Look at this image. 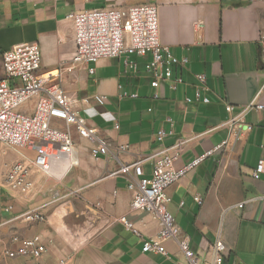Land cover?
Returning a JSON list of instances; mask_svg holds the SVG:
<instances>
[{
    "label": "crops",
    "instance_id": "0c3cea01",
    "mask_svg": "<svg viewBox=\"0 0 264 264\" xmlns=\"http://www.w3.org/2000/svg\"><path fill=\"white\" fill-rule=\"evenodd\" d=\"M141 4L158 6L161 42L176 57L189 59L185 67L174 69L186 84L177 90L165 87L159 99H154L145 71L149 56H132L138 73L127 69L126 54L96 65L73 62L76 44L69 13ZM263 36L264 0H0V66L4 52L38 44L43 73H59V84L71 97L89 98L91 106L113 113L118 122L116 127L101 116L93 119L112 146L109 155H93L92 143L74 131L75 163L60 177L35 174L31 194L0 189V264H60L64 258L68 264H185L173 240L165 243L168 256L143 252L144 240L158 234L159 222L131 209L128 179L114 172L178 141L183 142L176 163L181 167L225 140L227 104L239 112L257 95L264 102ZM90 67H95L94 74ZM198 73L207 76L209 104L186 102L194 96ZM123 92H138L139 97L120 98ZM34 102L26 110L32 111ZM169 116L175 133L159 142L157 132L171 128ZM246 122L252 131L237 141L230 137L223 152L207 157L167 189L169 209L202 261L212 258L214 241L221 238L227 246L224 264H264V176H252L264 156V115L251 111ZM55 124L64 126L61 120ZM122 144L129 146L127 151L117 153ZM153 162L143 163L146 177L152 175ZM197 195L203 204L195 201ZM32 209H39L46 220L21 217ZM121 216L139 234L128 230ZM15 237L34 239L47 250L40 258H9L6 250L20 246Z\"/></svg>",
    "mask_w": 264,
    "mask_h": 264
},
{
    "label": "built area",
    "instance_id": "2783aa9c",
    "mask_svg": "<svg viewBox=\"0 0 264 264\" xmlns=\"http://www.w3.org/2000/svg\"><path fill=\"white\" fill-rule=\"evenodd\" d=\"M89 1V0H88ZM74 28L76 50L73 57L75 64H98L106 58L127 55L125 65L133 73L139 72V63L134 57L149 56L145 71L151 76V86L155 89L154 99H159L165 87L177 90L185 85L182 75H175L176 67H185L187 56L176 57L170 48L160 39L159 10L154 4H141L121 8H96L71 12L67 15ZM264 50V36L261 39ZM89 72L95 73V67ZM59 73L42 72V53L38 44L18 47L2 54L0 66V143L18 153V159L0 174V189L8 187L22 194H31L35 186L33 176L58 177L59 174L75 163L76 144L73 132L92 143L91 153L95 156L109 155L112 152L110 142L103 138L98 127L93 123L96 116L113 121L118 126L117 118L111 112H100L90 105L89 98L71 97L59 84ZM194 96L186 97L187 103L211 102L206 94L209 91L208 79L204 73L195 75ZM138 98L139 93L123 92L120 98ZM101 99H106L101 96ZM35 100L32 111L27 105ZM83 106L80 108L79 105ZM235 106L226 105L228 113V137L192 161L177 167L176 163L183 153V142H176L149 156L121 165L114 175H123L128 179V189L133 193L131 209L152 215L158 220L160 230L154 237L143 242V252H152L168 256L165 243L175 241L184 258L185 264H224L227 246L221 238L213 244L212 258L202 261L201 256L190 246L191 239L179 226L174 214L169 209L171 197L167 189L181 181L196 169L207 157L223 152L229 145L230 137L237 141L243 132H250L253 125L246 122V115L258 111L264 115V102L258 95L239 112ZM83 112V113H82ZM61 120L64 126L55 124ZM170 130L161 128L157 140L162 142L174 135V119L167 117ZM128 145H119L117 153L125 152ZM264 149V145H262ZM153 159V171L150 177L144 175L143 163ZM62 173V174H63ZM255 179L264 176V156L260 157L252 172ZM60 177V176H59ZM195 201L203 204L200 195ZM9 210V208H7ZM29 221H45L46 217L39 209L26 211L21 215ZM125 227L139 234L127 216L119 219ZM20 246L7 249L9 258L30 256L40 258L46 252L45 245L34 239L14 238ZM69 258L60 260L68 264Z\"/></svg>",
    "mask_w": 264,
    "mask_h": 264
},
{
    "label": "rangeland",
    "instance_id": "374dc122",
    "mask_svg": "<svg viewBox=\"0 0 264 264\" xmlns=\"http://www.w3.org/2000/svg\"><path fill=\"white\" fill-rule=\"evenodd\" d=\"M17 159L18 153L15 150L0 143V174L5 173L8 167Z\"/></svg>",
    "mask_w": 264,
    "mask_h": 264
},
{
    "label": "bare ground",
    "instance_id": "6f19581e",
    "mask_svg": "<svg viewBox=\"0 0 264 264\" xmlns=\"http://www.w3.org/2000/svg\"><path fill=\"white\" fill-rule=\"evenodd\" d=\"M62 173H63V172H62ZM62 173H61V174H59V175H58V177H59V176H61V175H62Z\"/></svg>",
    "mask_w": 264,
    "mask_h": 264
}]
</instances>
